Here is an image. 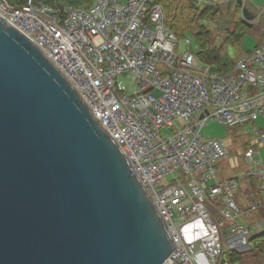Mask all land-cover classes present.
Instances as JSON below:
<instances>
[{
	"label": "built area",
	"instance_id": "obj_1",
	"mask_svg": "<svg viewBox=\"0 0 264 264\" xmlns=\"http://www.w3.org/2000/svg\"><path fill=\"white\" fill-rule=\"evenodd\" d=\"M0 15L64 74L123 150L172 234L175 247L164 264H199L201 255L221 264L226 248L249 246L255 231L239 219L261 203L254 198L243 208L242 178L217 177L232 149L202 130L210 120L252 126L256 145L264 147V127L253 126L264 118V41L222 71L199 61L192 35L177 37L157 0L78 7L0 0ZM255 154L245 157V176L255 178L261 193L264 165ZM217 198L212 205L226 226L208 207Z\"/></svg>",
	"mask_w": 264,
	"mask_h": 264
},
{
	"label": "water",
	"instance_id": "obj_2",
	"mask_svg": "<svg viewBox=\"0 0 264 264\" xmlns=\"http://www.w3.org/2000/svg\"><path fill=\"white\" fill-rule=\"evenodd\" d=\"M174 247L123 150L0 15V264H164Z\"/></svg>",
	"mask_w": 264,
	"mask_h": 264
},
{
	"label": "rangeland",
	"instance_id": "obj_3",
	"mask_svg": "<svg viewBox=\"0 0 264 264\" xmlns=\"http://www.w3.org/2000/svg\"><path fill=\"white\" fill-rule=\"evenodd\" d=\"M197 1L198 6H204L211 1L217 2L218 0ZM246 6L249 10L254 11L257 18L256 20L251 21L253 22V26L247 30V32L244 34L243 40L238 46L227 43L225 41L228 32L233 30L235 24L234 19L236 16V8L234 6H231L230 3L226 2L219 6L220 12L215 17V19H206L200 21V24L205 25L212 32L213 44L222 46L223 51L231 60H236L242 52L250 51L257 44L264 41V0H247ZM239 16L241 17L242 14L240 13ZM121 80L123 85H129L127 80ZM133 90L134 88L132 87L131 91ZM256 126L264 127V118H260L259 120H257ZM251 128V126L231 128L223 125L218 120H210L207 126L203 128L202 135L205 138L223 139L232 149L229 157L221 160L218 164L217 177L219 179H223V177H240L242 178L241 181L244 182L245 174L249 167V165L245 161V157L248 153V149L251 148L250 145L252 144V141H254L255 139V136L250 132ZM162 132L164 134H167L170 131L168 128H164ZM256 149L260 151V153L255 154V161H259L264 165V147L259 148L257 146ZM239 221L242 223H246L241 218L239 219ZM251 246H253L252 242L250 243V247ZM262 248H264V245L262 246ZM245 249H238V251L242 253V261L237 263H230L228 261L227 255L224 253L220 258L221 264H264V252H261L259 248H254L253 250H250L248 248L247 252ZM228 250L229 249L226 248L225 252H227ZM223 258L225 259L224 262Z\"/></svg>",
	"mask_w": 264,
	"mask_h": 264
},
{
	"label": "trees",
	"instance_id": "obj_4",
	"mask_svg": "<svg viewBox=\"0 0 264 264\" xmlns=\"http://www.w3.org/2000/svg\"><path fill=\"white\" fill-rule=\"evenodd\" d=\"M14 5H23L26 0H7ZM51 5H72V6H84L88 5L91 0H37ZM163 3L165 7V13L167 17L168 27L179 38H183L188 34L192 35L195 41V52L199 61L204 64L215 65L217 69L227 71L231 68L236 60L228 58L227 54L223 51L222 46L213 44V35L208 27L200 24L201 20L210 19L213 20L220 12V7L211 3L204 6H198L197 0H157ZM83 4V5H82ZM236 9L235 24L232 31L228 32L225 41L230 44L238 46L243 40L244 34L253 26L254 15L245 7L244 0H233L230 3ZM242 14L240 17L239 14ZM248 52V51H247ZM246 53V52H245ZM244 54V53H243ZM242 55V54H241ZM254 189V193H259L255 178L245 176ZM212 203H219L218 198L208 203L212 217L217 222L227 225L218 212V210L212 205ZM241 204V203H240ZM242 205V204H241ZM217 216V217H215ZM218 218V219H217ZM254 248H259L261 252H264V233L255 234L251 240ZM249 243V244H250ZM228 261L230 263H237L242 261V253L236 249H229L225 252ZM225 259L223 258V262Z\"/></svg>",
	"mask_w": 264,
	"mask_h": 264
},
{
	"label": "crops",
	"instance_id": "obj_5",
	"mask_svg": "<svg viewBox=\"0 0 264 264\" xmlns=\"http://www.w3.org/2000/svg\"><path fill=\"white\" fill-rule=\"evenodd\" d=\"M231 1H233V0H218L217 2L211 1L212 3L211 2H209V3L219 7L223 3H226V2L231 3ZM246 1L247 0H244V5L247 8ZM249 11L254 15V19L252 21L256 20L257 17L255 15L254 11H251V10H249ZM260 12H262V11H260ZM263 13H262V15H263ZM245 52H247V51H244L241 54H243ZM253 126H256V123L253 124ZM237 128H240V127H237ZM250 146H251V148L248 149V152L254 151L255 153H258V154L260 153V151H258L256 149L257 145L255 143V139H254V141H252V144ZM227 178H230V177H223V179H220V180H225ZM237 198H238L239 202L242 204L241 206L243 208H246L248 206V204L252 201V199L258 198V200L261 203L260 208L256 211L252 212V213H249L247 215H243L240 218L246 222L245 224L250 225L253 228V230L255 231V234L264 233V192H261V193L259 192L257 194L254 193L253 187L250 185L249 181L247 179H245L244 182H242L241 188L238 191ZM248 248L250 249V244L245 249L246 252L248 251L247 250ZM199 264H207L205 257L202 255L199 258Z\"/></svg>",
	"mask_w": 264,
	"mask_h": 264
}]
</instances>
